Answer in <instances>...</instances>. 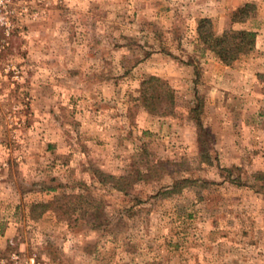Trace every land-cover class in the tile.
<instances>
[{
	"label": "rangeland",
	"instance_id": "374dc122",
	"mask_svg": "<svg viewBox=\"0 0 264 264\" xmlns=\"http://www.w3.org/2000/svg\"><path fill=\"white\" fill-rule=\"evenodd\" d=\"M246 2L256 12L232 22ZM201 6L253 47L222 64L193 33ZM152 72L172 116L135 101ZM144 166L165 173L128 195L90 171L130 181ZM78 192L102 202L98 228L78 204L31 218ZM0 264H264V0H0Z\"/></svg>",
	"mask_w": 264,
	"mask_h": 264
},
{
	"label": "trees",
	"instance_id": "16d2710c",
	"mask_svg": "<svg viewBox=\"0 0 264 264\" xmlns=\"http://www.w3.org/2000/svg\"><path fill=\"white\" fill-rule=\"evenodd\" d=\"M255 12V4L252 2H246L233 11L231 20L232 22L243 23ZM195 31L202 47L213 53L224 65H231L243 54V52L250 50L254 45V39L245 29L230 28L224 30L220 34H215L212 21L208 17H201L197 20ZM193 72L195 76L194 79H196L198 71L195 65L193 66ZM196 81L197 80H194L195 83ZM136 93L137 96L135 97V101L150 115L155 117H167L173 115L175 106L174 89L160 76L151 74L145 77L140 82ZM196 103L197 104L191 107L190 113L195 117L196 123L203 130V124L199 117L202 112V103H198L197 100ZM202 155H204V160L210 158L208 157V153L203 152ZM90 171L94 176V180L99 185H109L111 190L125 195H128L132 183L137 179L147 180V177H149V175H154V173H159L158 175L160 176L163 175V172L165 173V170L163 171L162 169L161 171L157 166H144L143 171L140 169L135 170L134 173H136L137 178L128 181L125 177L115 178L96 167L90 168ZM254 175L255 179H258L262 173L260 171L254 172ZM190 182L188 178H182L169 189V192L176 193L181 190L182 187L189 185ZM53 189L54 188L52 187L50 188V190ZM86 191L90 192L89 190ZM87 192L85 195L78 192V194H76L77 196L75 195L76 200L73 199L72 201L59 197L46 202H34L29 208L30 216L37 220L44 213L51 211L58 218H68L74 214L76 211L75 206L78 204V210L80 211L78 214L84 216L90 213L91 216L88 218L92 220L90 222L91 226L93 228H98V225H100L98 221L102 209V202L91 197ZM73 197L74 196L69 198Z\"/></svg>",
	"mask_w": 264,
	"mask_h": 264
},
{
	"label": "crops",
	"instance_id": "0c3cea01",
	"mask_svg": "<svg viewBox=\"0 0 264 264\" xmlns=\"http://www.w3.org/2000/svg\"><path fill=\"white\" fill-rule=\"evenodd\" d=\"M207 8H206V6L205 7H203V6H201V7H199L198 9H196L195 10V12H194V14H193V19H192V21H193V33H194V31H195V21H196V19L197 18H200V17H203V16H209L208 14H207ZM151 54H154V53H151ZM150 54V55H151ZM147 56V55H146ZM151 74H154V72H152Z\"/></svg>",
	"mask_w": 264,
	"mask_h": 264
}]
</instances>
